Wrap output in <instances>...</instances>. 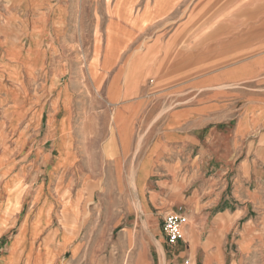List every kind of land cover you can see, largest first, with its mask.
Instances as JSON below:
<instances>
[{
	"label": "rangeland",
	"instance_id": "obj_1",
	"mask_svg": "<svg viewBox=\"0 0 264 264\" xmlns=\"http://www.w3.org/2000/svg\"><path fill=\"white\" fill-rule=\"evenodd\" d=\"M168 2L48 0L36 11L0 5V176L8 184L0 190V256L5 241L33 234V213L57 211V264H264V0H180L167 13ZM180 25L186 43L173 37ZM184 52L191 79L206 72L207 87L222 90L224 119L243 113L253 121L242 124L252 131L224 170L210 160L199 169L195 157L175 163L158 135L186 99L175 102L172 70V58ZM119 121L124 130L131 121L127 130L137 136L130 140L136 153L121 158L108 140ZM42 151L54 163L46 187ZM30 162L39 173L33 184L29 174L15 175ZM219 195L220 209L236 211L220 235L167 242L166 213L181 212L191 196L212 202ZM206 242L223 245L194 250ZM163 248L187 251L171 262ZM26 252L13 264H27Z\"/></svg>",
	"mask_w": 264,
	"mask_h": 264
},
{
	"label": "crops",
	"instance_id": "obj_2",
	"mask_svg": "<svg viewBox=\"0 0 264 264\" xmlns=\"http://www.w3.org/2000/svg\"><path fill=\"white\" fill-rule=\"evenodd\" d=\"M159 1L164 2L167 0H156V2ZM168 1L172 2V4L168 2L169 10H167V13L175 9L180 3V0ZM47 4L48 0H0V5L9 6L10 8L19 11L43 10L47 7ZM163 14H166V12ZM186 32L187 30L185 29V25H180L177 33L174 34L173 37L177 39L181 38V41L186 43ZM188 41H190V39ZM187 54L188 53L185 52L178 53L172 58V70L173 74L176 75L175 77L177 78V84L175 87L177 95L175 97V102L181 98L186 99L181 100L183 104L178 106V108L174 109L172 112L171 118L168 120L169 129L164 130L165 132L163 134L158 135H160V139L168 140L167 143L169 149L175 156V163L178 161L182 162V159L180 158L181 156H183L184 159H188V161H186L187 163H191L192 157H195L199 169H206V161L208 160H210L209 166L211 165L212 169L221 168V166H223V162H230L231 164L233 163V159L237 155L240 148V141L244 140L245 138H249V132L252 131V125L249 127L245 126L244 128L242 124H252L253 121L245 119L243 113L241 117L238 116L239 114H236L234 117L224 119L223 114H225V112L223 111V107H221L223 104V98L221 94L222 90L216 86L210 88L207 87L206 72H198V76L194 79H191L192 71L190 69L189 62L186 61L190 56ZM120 58L121 54L117 62L120 60ZM202 58L204 60L201 58L198 60L200 67L206 64L205 58ZM172 65L170 62V68ZM206 91H209L210 94L206 93ZM192 93L193 97H191V99L190 94ZM196 97L198 100L194 102ZM248 104H250V102H245V105ZM126 105L128 104H125V106ZM138 105V100H135V104H130V107L137 108ZM245 105L243 107H246ZM123 110L126 111V108ZM124 123V121L116 122L118 126V136L116 137L117 134L114 137L109 136L108 139L109 141L111 140L112 143L115 142L116 147H114V149L116 148L118 151L115 150L114 153H118L120 158L126 154L136 153V145L133 146L131 145L132 142L130 143V140L137 138L136 131L132 132L127 130L129 127L131 128V121L126 127V130H124ZM224 124H227L225 126L226 129H224ZM245 129L247 134L245 133ZM52 133H55V138L58 137L56 130L51 132V135ZM103 149L104 154L110 153L107 143L103 144ZM71 155L76 157V161L78 160V151L73 152L72 149ZM50 158L51 157H49V159ZM39 160H41V165L47 166L43 172L44 182L42 183L43 187H46L47 178H50L51 174H54V163H48L47 153L43 151L40 153ZM76 161L74 160V166H72V170L74 171L77 170V168L75 170V166L78 164ZM249 161V159L248 161L243 159L240 162L241 164L245 165L249 164ZM32 164L33 163L30 162L29 165H26V168H23L20 172L16 173V179L19 180V177H22L25 172V174L30 175L29 180L31 181V184L35 183L39 177V173L32 170ZM225 167L227 169L229 168V166ZM221 169L224 170L225 168ZM4 180V175H1L0 190L1 188H6L8 185L5 182L6 180ZM221 197L222 195L217 196L212 202H209L212 199L207 201H203L201 199L196 200L194 196L186 198V201H183V198L181 197L176 198L178 202L183 201L181 203H184V205L180 204L181 212L179 213H182L187 217V222L183 226L182 238L180 241H183L185 237L190 239L192 237H197L200 239V236L203 233H207L208 236L210 235V238L222 233V225L231 221L232 215H234L236 211L231 210L228 207H223L220 209L219 205ZM227 199H229L228 196L224 197L223 202L227 201ZM196 201H198L200 204L197 209L191 204V202ZM207 203L211 204L208 205ZM207 208L210 209L207 211ZM32 215L34 221H31L30 223V231L33 232V234H30L27 237L25 236L20 244L15 245L13 244V241L8 244V242L5 241V246L3 249L6 251V254L0 256V264H13L15 262L16 256H18L19 252L21 251H27V264H57L59 261H61L62 241L60 239V235L63 231L62 216L57 211H38ZM5 229V227L2 228L0 237L5 234ZM213 244V242H206L204 244L198 243L194 250L198 253L200 249L207 251L212 246H215L217 250H220L223 245ZM165 250L166 249L163 250L164 256L166 258L170 257L171 262L179 258L181 259L183 257L182 255H185L187 251H178L175 253L170 250L169 253L171 254H168ZM160 251L161 250L156 246V252L161 258ZM189 251L191 252L192 248H190ZM158 261L159 260L152 259L150 263L158 264Z\"/></svg>",
	"mask_w": 264,
	"mask_h": 264
},
{
	"label": "built area",
	"instance_id": "obj_3",
	"mask_svg": "<svg viewBox=\"0 0 264 264\" xmlns=\"http://www.w3.org/2000/svg\"><path fill=\"white\" fill-rule=\"evenodd\" d=\"M187 217L182 213L168 212L163 217L162 231L169 244H175L182 238V230Z\"/></svg>",
	"mask_w": 264,
	"mask_h": 264
}]
</instances>
